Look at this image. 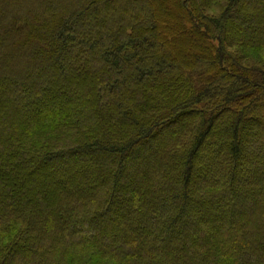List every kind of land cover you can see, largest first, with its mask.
<instances>
[{
	"label": "trees",
	"instance_id": "trees-1",
	"mask_svg": "<svg viewBox=\"0 0 264 264\" xmlns=\"http://www.w3.org/2000/svg\"><path fill=\"white\" fill-rule=\"evenodd\" d=\"M0 264H264V0H0Z\"/></svg>",
	"mask_w": 264,
	"mask_h": 264
}]
</instances>
